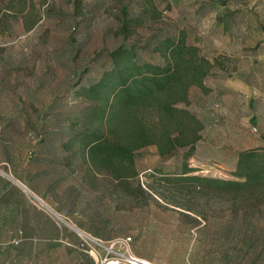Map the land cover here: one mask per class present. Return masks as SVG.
<instances>
[{
    "label": "rangeland",
    "instance_id": "1",
    "mask_svg": "<svg viewBox=\"0 0 264 264\" xmlns=\"http://www.w3.org/2000/svg\"><path fill=\"white\" fill-rule=\"evenodd\" d=\"M181 31L214 61L205 89L190 86L188 106L213 119L202 139L213 143L198 141L188 158L183 148L160 157L146 145L134 152L135 176L90 168L71 141L88 107L73 85L98 78L119 44ZM257 146H264V0H0V264H73L77 247L97 259L130 251L154 264H224L210 238L228 195L152 175L176 174L186 161L195 173L233 177L238 151ZM186 204L205 214L200 224L194 212L180 214ZM255 218L264 227V207ZM44 220L77 247L30 234ZM234 222L240 226V213Z\"/></svg>",
    "mask_w": 264,
    "mask_h": 264
},
{
    "label": "trees",
    "instance_id": "2",
    "mask_svg": "<svg viewBox=\"0 0 264 264\" xmlns=\"http://www.w3.org/2000/svg\"><path fill=\"white\" fill-rule=\"evenodd\" d=\"M109 60V67L94 81L73 85L88 107L83 126L71 141L78 143L90 168L110 170L115 178L135 176L134 152L149 144L160 157L173 156L180 148L185 149V158L191 156L207 122L199 115L200 108L188 107L189 88L205 89L204 79L214 61L200 53L198 46L187 43L183 31L159 33L143 43H121L110 50ZM197 171L184 161L180 172L152 177L202 195H228L226 215L210 238V248L221 250L224 264L248 260L264 264V227L259 228L255 218L256 211L264 207V146L239 150L233 177ZM137 187L142 188L139 182ZM148 188L154 192L152 185ZM180 206L184 208L180 214L194 212L198 224L205 218L189 204ZM237 213L239 227L234 222ZM206 230L207 225H202L200 232ZM91 238L101 240L97 235Z\"/></svg>",
    "mask_w": 264,
    "mask_h": 264
},
{
    "label": "crops",
    "instance_id": "3",
    "mask_svg": "<svg viewBox=\"0 0 264 264\" xmlns=\"http://www.w3.org/2000/svg\"><path fill=\"white\" fill-rule=\"evenodd\" d=\"M199 105L201 106L200 103H199ZM205 129H206V131L211 130V132L215 129V123L213 122V119H210L208 121V123L205 126ZM204 135L205 134H203V138H204ZM202 139L200 141H202ZM210 142L213 143L212 141L206 140V141H202V144L208 143L209 145H211ZM235 160H236V156L234 157V164H235ZM234 164H233V167L231 168L232 170L234 168ZM219 167L224 168L223 165H221V166L219 165ZM219 172H220L219 174L226 175V173H223L222 170H220ZM59 219L62 222L68 224V222H66L63 218L59 217ZM78 228L86 231V228H82V227H78ZM26 232L29 233V231H27V230H26ZM30 234H35L38 240H42L44 242L51 241V240L52 241H55V240L60 241L61 240L62 244L76 246V245H73L70 241H68V234L63 233L61 228L58 229L57 225L55 223H52L51 221H45L44 220V221L38 222L36 226L33 225V231ZM63 234H65V237H63ZM56 237H58V238H56ZM77 248H78V252H77L78 253V259H73V264H98V260L96 258L95 253H93L94 254V256H93L90 254V251H87V249L80 248V247H77ZM68 249H69V251L73 250L71 247H69ZM43 251H44V253H46V256L49 254V250L47 248H45ZM85 252H89V255L85 254ZM89 256H91V257H89ZM44 264H54V263H53L52 259L48 258V259H46Z\"/></svg>",
    "mask_w": 264,
    "mask_h": 264
},
{
    "label": "built area",
    "instance_id": "4",
    "mask_svg": "<svg viewBox=\"0 0 264 264\" xmlns=\"http://www.w3.org/2000/svg\"><path fill=\"white\" fill-rule=\"evenodd\" d=\"M99 240V239H97ZM130 240V237H126L124 239L125 242ZM98 244L101 245L100 241H96ZM16 243V241H15ZM98 260V264H154L150 260L144 257L136 256L129 252H118L115 251L113 256H109L106 252L103 256H100Z\"/></svg>",
    "mask_w": 264,
    "mask_h": 264
}]
</instances>
